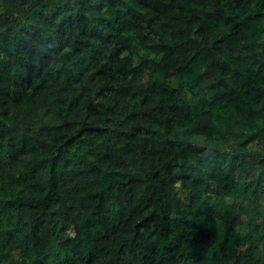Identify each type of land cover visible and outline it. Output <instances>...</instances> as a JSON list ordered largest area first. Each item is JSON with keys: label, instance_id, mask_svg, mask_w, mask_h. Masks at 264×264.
<instances>
[{"label": "trees", "instance_id": "trees-1", "mask_svg": "<svg viewBox=\"0 0 264 264\" xmlns=\"http://www.w3.org/2000/svg\"><path fill=\"white\" fill-rule=\"evenodd\" d=\"M0 264H264V0H0Z\"/></svg>", "mask_w": 264, "mask_h": 264}]
</instances>
